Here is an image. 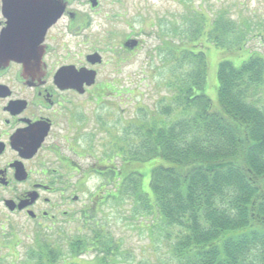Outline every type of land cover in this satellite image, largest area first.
<instances>
[{
	"label": "trees",
	"instance_id": "16d2710c",
	"mask_svg": "<svg viewBox=\"0 0 264 264\" xmlns=\"http://www.w3.org/2000/svg\"><path fill=\"white\" fill-rule=\"evenodd\" d=\"M192 28L187 39L201 34L222 48L237 42L221 15L210 28ZM180 41L163 44L164 60L176 72L167 83L170 105L162 109L168 120L151 114L138 134L116 140L111 158L124 155L123 162L111 164V186L95 196L131 202L136 215L155 217L160 239L170 240L168 264H264V109L251 99L264 84V58L251 54L239 66L219 62L215 109L205 93L204 52ZM153 160L159 163L145 192L135 168ZM84 224L86 232L66 236V250L44 239L27 252L26 263L78 264L82 254H92L89 264H118L119 242L102 224ZM6 248L10 253L1 242L0 250Z\"/></svg>",
	"mask_w": 264,
	"mask_h": 264
},
{
	"label": "flooded vegetation",
	"instance_id": "af4514ba",
	"mask_svg": "<svg viewBox=\"0 0 264 264\" xmlns=\"http://www.w3.org/2000/svg\"><path fill=\"white\" fill-rule=\"evenodd\" d=\"M122 23L121 0H0V205L29 217L36 233L79 214L86 222L94 194L78 212L77 192L68 191L88 188L94 175L97 189L111 184L110 160L79 166L60 147L79 154L72 144L95 108H109L106 94L121 93L127 56L143 42ZM113 40L106 51L93 48ZM102 116L97 125L109 134V114Z\"/></svg>",
	"mask_w": 264,
	"mask_h": 264
},
{
	"label": "rangeland",
	"instance_id": "374dc122",
	"mask_svg": "<svg viewBox=\"0 0 264 264\" xmlns=\"http://www.w3.org/2000/svg\"><path fill=\"white\" fill-rule=\"evenodd\" d=\"M121 5L123 11L121 30L128 36L137 34V38L143 42L138 50L127 56L128 60L123 67L124 73L121 75L126 74V77H123L121 93L106 94L105 100L110 107H96L94 116L89 118L87 128L80 133L84 135H79V139L72 144L75 147L74 151L79 154L74 155L60 147L61 157L83 167L100 158L106 159V162L111 159L110 163L119 168L123 162L121 157L124 155L111 158L112 155L115 156L116 145L119 143L116 140L125 141L127 135L130 134L132 137L135 131L138 134V127L141 123L149 121L151 114L155 115L154 118L160 116L168 120L166 115L163 116L162 109L170 105L169 100L174 93L167 83L176 72H172L174 62L164 60V40L169 42L168 45H177L182 38L188 48L201 49L200 51L204 52L208 67L205 93L211 99L212 108L215 109L218 107L216 73L219 62L227 60L234 66H239L251 54L264 58V0H121ZM218 15L223 16V21L232 28V37L237 40L236 43L222 48L213 46L212 39H207L201 34L194 36L190 34V39H187L184 32L188 26H191V30L194 25L199 28H210ZM116 43L118 40H113L110 44L100 42L93 48L106 51ZM69 47L72 48L73 45ZM167 54L169 56V53ZM251 99L264 109V84ZM104 111L109 114L106 124L109 134L106 129H99L97 125L98 122H105L102 119ZM123 145L121 142L120 146ZM81 150H86L88 155L82 156ZM47 159L53 162V166L59 167L60 164L55 162L52 156ZM158 163L159 161L153 160L136 165L135 169L139 168L138 172L143 175L145 192L149 191L151 168ZM94 176L89 178L88 188L68 191L77 192L78 202L72 203L71 206L78 212L81 211L80 208L88 196L94 194V203H90L88 210H85L88 213L86 222L83 215L79 214V219L82 218L80 220L77 218L76 222L69 226H59L55 231L35 234L29 217L23 213L10 214L0 205V243L3 242L5 247L9 245L11 248L10 253L7 248L0 250L1 263L27 264V252L37 247L44 239H47L49 244L66 250V236H74L82 229L86 232L83 226L87 223L91 226L102 224L119 242L118 264H168L170 240L164 242V239H160L158 228L152 225L155 217L153 219L150 214L145 217L136 215L133 212L134 204L131 202L110 199L100 202L95 196L99 191L96 187L99 179ZM15 252L17 260H12V254ZM91 257L92 254H82L75 262L89 264Z\"/></svg>",
	"mask_w": 264,
	"mask_h": 264
},
{
	"label": "water",
	"instance_id": "95a60500",
	"mask_svg": "<svg viewBox=\"0 0 264 264\" xmlns=\"http://www.w3.org/2000/svg\"><path fill=\"white\" fill-rule=\"evenodd\" d=\"M24 61H26V59H24Z\"/></svg>",
	"mask_w": 264,
	"mask_h": 264
}]
</instances>
